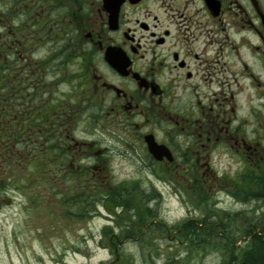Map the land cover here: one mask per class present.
Here are the masks:
<instances>
[{"label": "flooded vegetation", "instance_id": "af4514ba", "mask_svg": "<svg viewBox=\"0 0 264 264\" xmlns=\"http://www.w3.org/2000/svg\"><path fill=\"white\" fill-rule=\"evenodd\" d=\"M50 39L61 46L49 57ZM72 61L66 102L49 95V63ZM84 104L88 126L104 117L125 149L71 134ZM149 139L172 160L153 158ZM0 155H53L46 185L59 190L95 189L103 170L110 181L109 155H146L154 179L138 182L141 202L116 203H136L135 219H113L111 236L158 238L162 188L232 190L262 171L264 0H0ZM209 155L242 168L219 173Z\"/></svg>", "mask_w": 264, "mask_h": 264}, {"label": "rangeland", "instance_id": "374dc122", "mask_svg": "<svg viewBox=\"0 0 264 264\" xmlns=\"http://www.w3.org/2000/svg\"><path fill=\"white\" fill-rule=\"evenodd\" d=\"M206 20L204 14V26L207 24ZM53 41L55 40L50 39L47 46L49 57L60 53L58 50L61 43ZM67 63L62 65L54 62L49 63V71L56 73L54 76L50 75V78L48 76L49 95L54 93L55 96H62L65 93L66 102L69 98V90L74 84L71 83L70 78L73 72L78 69L75 62ZM243 97L244 94L239 96L240 102ZM85 107L84 104L70 127L71 134L77 139L80 137L96 139L97 147L100 148L109 146L116 147L117 150L125 149V145L121 146L122 141L117 142L119 138L117 131L113 128L107 130V123L103 121L104 117L93 119L92 124L88 126L85 120L89 115L84 111ZM92 114L96 116L94 112ZM91 119L92 117L87 120ZM209 157L219 173L234 174L242 168V163L234 157L229 158L228 155H209ZM105 159H107L105 161L107 170L112 173V179L103 182L102 176L105 171L103 170L99 173L101 176L97 178L98 184L95 190L88 191L94 195L99 188L107 189L112 185L113 188L118 187L122 192H128L130 196L135 197L136 203L141 202L142 194L138 182L142 180L141 184L145 187L148 183L147 179H154L147 166L150 161L147 156L109 155ZM87 161V159H77L76 162L84 164ZM2 165L4 163L0 166ZM15 165L13 171L4 172L0 168V177H10L9 180L4 179L3 184H0V264L216 263L217 256L213 252L192 251L187 247L184 239L170 235L174 226L179 225L187 218L203 219L204 207L198 208L194 202L203 199L204 191L200 190L201 195L198 196L196 195L197 191L189 190L178 183L175 186L169 185L171 189L167 190L162 188L163 182L155 180L154 182L162 188L161 199L152 203V207H155L158 213L156 217L160 221L158 224L163 231L161 236L142 240H108L102 234L103 228L107 225L111 228L116 227L112 223L113 219L120 218V224L134 220L135 212L132 207L136 203L129 204L133 205L131 208L128 207L129 209L114 208V211L120 214L116 218L110 212L113 208H107L108 204L104 205L99 202L95 204L93 213L77 217L74 212L79 210L78 206H74L71 201L74 197L72 196L73 188L69 189L68 187V189L60 190L52 187L47 188L46 177L37 174L33 165H28L24 161ZM68 179L73 182L71 177ZM71 182H68L69 185H72ZM235 189L233 188L231 191L227 186H221L209 190V199L206 205L209 214L218 213L220 216H224L227 213L244 211L241 216L243 218L238 219L239 222L244 223L249 218L264 212L263 202L255 199L242 201L234 195V193L236 194ZM102 197L100 195L99 201L102 200ZM7 198L9 202H3ZM125 200L132 201L131 199ZM136 206L135 210H137Z\"/></svg>", "mask_w": 264, "mask_h": 264}, {"label": "trees", "instance_id": "16d2710c", "mask_svg": "<svg viewBox=\"0 0 264 264\" xmlns=\"http://www.w3.org/2000/svg\"><path fill=\"white\" fill-rule=\"evenodd\" d=\"M3 156L4 159L2 158L1 162L4 163L5 166L2 165L0 168L1 171L4 172L13 171L16 166L15 164L19 165L22 161L30 164L28 155ZM52 157L53 155H42L36 161L33 160L34 163L32 164L37 174L46 177V183L48 181L46 175L49 173L48 167L50 166L46 163L51 162L49 158ZM4 179L9 180L10 177H0V184H3ZM235 188L236 194L234 193V195L240 200L249 201L250 199H255L264 203V166L262 167V171L256 175L253 182H247L244 185L239 182ZM73 190L72 196L74 197L71 201H73L74 206H78L79 210L74 212V215L77 217H84L92 213L95 204L98 202L101 204L104 203V205L108 204L107 208H113L110 212H114L116 203L121 204L125 199H131L132 201L135 199V197L130 196L128 192H122L118 187H112V189L99 188L98 192L96 191L94 195L90 191H94L95 189L88 191L80 188H73ZM102 192L105 194H101ZM100 195L103 196L101 201H99ZM141 196V199H144V195ZM208 199L209 196H207L204 191L203 199L194 202L196 207H204L205 214L203 219L190 217L179 225L174 226V228L181 232L180 237L177 238L184 239V242L187 243V247L192 251H204L205 253L208 251L213 252L217 256L216 263L214 264H264V212L241 223L238 219L243 218L241 216L244 211L227 213L224 216H220L218 213L215 215L209 214L210 212L207 211L208 208L206 207ZM67 201L69 203V199ZM124 203L125 205L128 204L126 200ZM143 210H146L145 214H151L148 213V208L143 207ZM145 214L144 218H147ZM244 219L246 220V217H244ZM118 221H120V218H118ZM146 221L147 220H143V222ZM154 226L160 228V224H155ZM111 232L112 229L108 225L102 230L103 236L108 240L116 239L111 236Z\"/></svg>", "mask_w": 264, "mask_h": 264}, {"label": "water", "instance_id": "95a60500", "mask_svg": "<svg viewBox=\"0 0 264 264\" xmlns=\"http://www.w3.org/2000/svg\"><path fill=\"white\" fill-rule=\"evenodd\" d=\"M147 143H148L149 151L153 154L152 156L154 158L161 159L163 156H166L169 160H172V155H166L167 154L166 150L165 149L160 150L159 146L155 143V141H152L151 139H149ZM3 202L8 203L9 199H4Z\"/></svg>", "mask_w": 264, "mask_h": 264}]
</instances>
